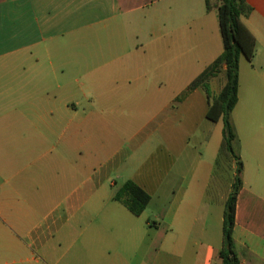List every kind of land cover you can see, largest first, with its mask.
I'll return each mask as SVG.
<instances>
[{
    "label": "crops",
    "instance_id": "1",
    "mask_svg": "<svg viewBox=\"0 0 264 264\" xmlns=\"http://www.w3.org/2000/svg\"><path fill=\"white\" fill-rule=\"evenodd\" d=\"M247 3L253 11L242 21L256 53L244 86L240 61L232 122L239 137L242 127L257 136L239 139L249 148L239 154L233 237L241 264H264V121L243 116L264 113V0ZM223 49L205 0H0V264H222L238 169L232 158L217 166L226 158L223 121L207 118L202 88L170 99L129 85L152 81L153 65L167 76L170 65L213 63ZM104 78L117 88L85 91L83 105L72 80ZM138 111L149 114L141 131L162 137L160 154L124 181L151 196L140 216L114 199L111 179L122 178L130 157L121 154L143 144L114 146L131 127L121 121ZM155 197L160 208L149 215Z\"/></svg>",
    "mask_w": 264,
    "mask_h": 264
},
{
    "label": "trees",
    "instance_id": "2",
    "mask_svg": "<svg viewBox=\"0 0 264 264\" xmlns=\"http://www.w3.org/2000/svg\"><path fill=\"white\" fill-rule=\"evenodd\" d=\"M207 11L218 13L223 53L190 86L189 91L202 88L208 97L207 118L213 122L223 121V151L238 163L237 176L226 201L223 215L224 245L220 251L222 264H241L233 237L236 224V204L243 186L241 173L243 163L236 149L239 138L232 122V113L238 104L240 58L245 55L252 61L256 53V40L244 25L242 18L249 16L253 9L247 0H205ZM225 68V69H224ZM224 72L225 84L214 95L209 81ZM221 163L218 158L217 166ZM114 199L122 203L134 215L140 216L151 202V196L134 181L124 182L115 192Z\"/></svg>",
    "mask_w": 264,
    "mask_h": 264
},
{
    "label": "rangeland",
    "instance_id": "3",
    "mask_svg": "<svg viewBox=\"0 0 264 264\" xmlns=\"http://www.w3.org/2000/svg\"><path fill=\"white\" fill-rule=\"evenodd\" d=\"M222 49V48H221ZM223 51V50H222ZM241 61V72H242V84L244 86V80L247 79V75L252 72V62L248 60V58L245 55H242L240 58ZM211 60L209 58L202 57L200 62H188L184 64L183 67L177 66V65H170L168 66V74L167 76H164L162 73H164V70L156 71V66L153 65L151 67L152 69V76L154 78L152 81L146 80V81H139V82H132L129 87L130 88H136V87H142L146 88V90H152L156 88H161L163 92H166L169 94L170 99H172V96H176L181 94L179 97H183V94H186L189 91L190 84L196 80L206 69H208L211 66ZM255 65L258 64L255 62ZM164 69V67H163ZM159 75V76H158ZM225 82V75L219 76L217 79H211L209 81L210 87L214 94L219 93L223 83ZM86 86H85V85ZM72 88L74 93H78V98L80 101H83V105H86L88 103V99L86 100L84 97H81L83 92L85 91H93L92 94L96 95L97 92L102 91H112L113 89L117 88V85L115 82H112L111 79L104 78V79H94V80H87V81H79L76 82L72 80ZM88 89V90H87ZM262 95V94H261ZM264 97V93H263ZM242 98L244 99V92H242ZM97 98L92 97L91 100H96ZM102 99L106 100L109 104L112 102V100H115V98H112V94H107V96L102 97ZM256 100V99H255ZM253 104H260L258 103V100L253 102ZM261 104H264L261 103ZM250 114L244 113L243 116H245V121L248 122V120L252 121L256 124V122L263 120L264 121V113H257L255 112L256 109L253 108ZM148 113L141 114L139 111L135 112L131 116H127V119H124L123 117L121 119H124L121 121V124H124V122L128 121L130 124V129L128 131V134H119V137L117 138L116 142L114 143L115 148H121L124 145L128 144L129 147H133V143H138L137 145H141L140 148H136L134 153L132 154L128 150L123 152L121 154L122 157H130L128 162L125 164V166L122 168V170L119 172L122 175V178L118 180L117 175L112 176L113 181L118 182V186H121L123 182L127 179H130L132 176L141 173L145 171L152 161L150 159L154 155H159L160 152L157 149V145L160 142L161 134L154 132L153 135L149 136V130H142L143 125L147 123L148 119ZM111 118V116H110ZM179 118L172 117L170 119V123L176 128ZM247 128L242 127L240 132L239 139H245L246 137L251 136H257V133L255 130L253 131ZM135 135V136H134ZM134 137V140L130 142V140ZM130 139V140H129ZM108 140H106V146H108ZM247 140L245 142H239L236 149L238 153L240 154V149L249 146L247 145ZM243 146V147H242ZM106 151H109V148L106 147ZM224 155H226V158L222 156L221 163H225L227 165L226 160L230 159L231 157L225 152ZM226 159V160H225ZM232 169V168H231ZM234 173V170L232 171ZM160 201L157 199V197L154 198V202L152 203V207H150L148 214L153 215V211H156L158 208H160ZM151 221H154V218L152 216Z\"/></svg>",
    "mask_w": 264,
    "mask_h": 264
}]
</instances>
